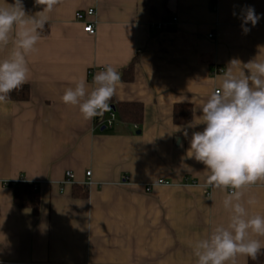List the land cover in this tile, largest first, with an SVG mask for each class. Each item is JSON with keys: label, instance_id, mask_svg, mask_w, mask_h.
<instances>
[{"label": "crops", "instance_id": "1", "mask_svg": "<svg viewBox=\"0 0 264 264\" xmlns=\"http://www.w3.org/2000/svg\"><path fill=\"white\" fill-rule=\"evenodd\" d=\"M23 4L30 16L43 8ZM247 7L260 19L245 33ZM89 9L94 36L77 20ZM47 15L28 57L30 100L0 104V264H196L192 243L228 222L226 193L205 186L208 170L188 154L204 125L188 137L175 126L202 115L231 60L264 59V0H61ZM10 50L0 49V59ZM136 59L133 80H124ZM106 65L121 75L112 99L141 105L140 123L122 121L110 104L117 118L107 128L111 111L84 120L62 102L67 88L81 78L91 86ZM186 105L192 120L178 124L175 106ZM159 180L169 185L145 191ZM19 182L40 187L38 215L16 205ZM244 191L257 201L250 211L264 212V183Z\"/></svg>", "mask_w": 264, "mask_h": 264}, {"label": "clouds", "instance_id": "2", "mask_svg": "<svg viewBox=\"0 0 264 264\" xmlns=\"http://www.w3.org/2000/svg\"><path fill=\"white\" fill-rule=\"evenodd\" d=\"M61 0H35L43 6L35 15L26 14L23 0L0 4V49L11 50L0 59V104L11 100V93L28 83V57L38 51L41 32L49 16ZM260 16L247 7L242 16V28L255 26ZM242 65L237 59L229 62L218 86L210 92L199 108L202 115L186 127L175 126L176 132L188 137L193 131L188 149L208 170L206 187L225 194L223 207L229 213L227 224H218L204 237L192 243L196 264H236L238 256L257 259L264 250V212L250 211L257 201L245 199V189L264 183V59L258 57ZM247 70V74L245 72ZM121 86L117 68L106 65L94 75L91 86L85 78L64 91L61 100L78 106L84 120L102 118L111 111L110 101Z\"/></svg>", "mask_w": 264, "mask_h": 264}, {"label": "trees", "instance_id": "3", "mask_svg": "<svg viewBox=\"0 0 264 264\" xmlns=\"http://www.w3.org/2000/svg\"><path fill=\"white\" fill-rule=\"evenodd\" d=\"M134 60L128 68L124 70L123 79L126 81L133 80L134 66L137 64ZM30 100V88L24 85L21 89L11 93V100L14 102H22ZM113 108L118 113L122 121L140 123L143 115V107L139 104H123L117 103L113 99L110 101ZM193 109L191 106H175L174 121L178 124H186L192 120ZM14 201L16 205L22 208H30L34 215H38L40 206L39 192L34 189V185L25 182L15 184ZM86 195V193H85ZM248 264H264V250L253 260L248 257Z\"/></svg>", "mask_w": 264, "mask_h": 264}, {"label": "built area", "instance_id": "4", "mask_svg": "<svg viewBox=\"0 0 264 264\" xmlns=\"http://www.w3.org/2000/svg\"><path fill=\"white\" fill-rule=\"evenodd\" d=\"M94 15H95L94 9H89L85 12H79L77 14V20L79 22L84 23V25H85L84 31L90 36H94L96 34V28H95L94 23L89 22L86 19H87V17H93ZM176 23H177V19H173L172 21L162 22V23L158 24V26H156V27L158 30L164 31V30H168V29L174 27L176 25ZM209 37L212 38L213 36L210 35ZM216 71L220 72L221 70H216ZM116 118L117 117L115 115V112L111 111L109 114V118L106 120H103L102 122L105 125V127L111 128L113 126V123H114ZM66 174H67L66 175V178H67L66 182L70 183L75 179V175L72 172H67ZM86 176L89 178L91 176V172H87ZM6 185H8V184H6ZM13 185H15V184H13ZM33 185H34V189L36 191H38V188H40V187H38V184H33ZM160 185H169V183L165 182L163 180H159V181L154 182L153 184L145 186V191L147 193H150L154 186H160ZM210 188H213V187H210ZM207 196H209V193L207 194Z\"/></svg>", "mask_w": 264, "mask_h": 264}]
</instances>
